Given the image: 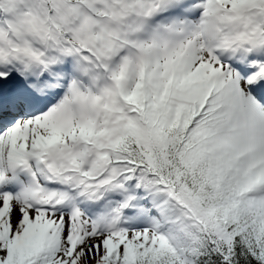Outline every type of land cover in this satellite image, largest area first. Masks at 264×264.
Instances as JSON below:
<instances>
[{
	"label": "snow or ice",
	"instance_id": "1",
	"mask_svg": "<svg viewBox=\"0 0 264 264\" xmlns=\"http://www.w3.org/2000/svg\"><path fill=\"white\" fill-rule=\"evenodd\" d=\"M0 264H264V0H0Z\"/></svg>",
	"mask_w": 264,
	"mask_h": 264
}]
</instances>
